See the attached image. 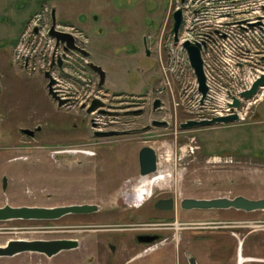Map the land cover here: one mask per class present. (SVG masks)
<instances>
[{"label":"rangeland","instance_id":"obj_1","mask_svg":"<svg viewBox=\"0 0 264 264\" xmlns=\"http://www.w3.org/2000/svg\"><path fill=\"white\" fill-rule=\"evenodd\" d=\"M171 1L0 0V73L3 74L0 79V207L87 204L99 209L91 215H68L55 221L0 222V246L15 239H75L79 245L75 250L63 251L51 258L22 253L0 258V264H112L111 261L104 263L102 256L96 258L97 248L103 247L108 253L107 243L133 245L132 236L94 230L120 227L117 224L121 222H146V208L165 196H173L177 205L176 219L172 220L176 223L175 229L165 231L171 238L162 247L163 252H153L127 264H188L189 257H194L198 264H233L230 247L234 241L221 243L214 242L213 238L206 242L209 233L215 237L214 234L222 232L213 230L216 227L227 230L222 232L225 237L235 234L231 239L237 245L244 244L245 257L255 259L244 264H264L260 262L264 261V211L179 208L184 198H264V90L260 91L261 99L256 104L244 105L241 111L244 118L237 123L181 130L179 123L197 115L196 102L189 87L183 89L188 86L189 76L171 73L177 66L163 49L162 93L158 94L161 109L155 114L148 111L143 117L130 118V129L149 124L151 118L168 122L167 127L151 128L152 135L160 136L157 141L148 142L157 150L159 173L165 179L152 186L150 197L142 195L144 200L139 207L140 204L136 205V190L140 187L139 183L136 185L137 152L144 145V135L131 131L107 140H84L72 148L90 150L94 146L91 143L107 141L112 156H107L106 151L98 158L91 154H60L64 146L70 149L67 139H63L75 135L71 119L83 114L72 113L74 116L67 117L64 108H58L47 94L43 76L28 75L11 61V41L25 30L29 15L39 12L44 3L50 8L54 3L56 22L75 26L87 38L89 60L105 71L110 97L113 93L128 95L136 88L139 89L134 94L138 96L142 84L150 86L145 87V101L149 102L156 93L150 81L147 85L145 73L155 61L154 57H145L143 40L149 46L163 31L164 39L168 37L171 17L167 13ZM72 77L73 81L82 80L79 86L75 85L80 95L93 94V77L84 66ZM83 80L87 86H83ZM66 83L72 82L67 79ZM185 91L190 95L193 114L186 112L189 97ZM37 126L41 131L33 137L19 131ZM3 178L6 179L4 189ZM126 181L129 183L124 184ZM131 186L136 187L134 191ZM126 211L131 215L127 219ZM129 256L126 254L124 259L115 256L120 259L116 264Z\"/></svg>","mask_w":264,"mask_h":264},{"label":"flooded vegetation","instance_id":"obj_2","mask_svg":"<svg viewBox=\"0 0 264 264\" xmlns=\"http://www.w3.org/2000/svg\"><path fill=\"white\" fill-rule=\"evenodd\" d=\"M188 0H172L169 4V8L170 10L168 11L167 14L170 15L171 17V25L169 27L168 30V37L164 39V31L161 34V36H159V38L155 41H152L149 43H147L146 46V39L144 38V48L143 51H145L146 58H151L154 57V61L155 64L153 66H151L149 68V70H146L145 73V77L147 79V85H148V81H150L151 85H154L152 87H154V91L156 93V95L149 100V102H146V91H145V87H150V86H143L142 84L139 85L140 87V93L138 96H135L134 93L137 92V90L139 88H136L135 92H131V93H113L112 97H110V93L109 90L106 86V82H107V76L105 71H103V69H101V67L91 63V61L89 60V56H90V52L88 50V41L87 38L83 35L82 31L81 34L84 36L85 42H82L81 44H76V41L74 40V45L82 50H85L89 55L88 57H84L82 54L78 53V52H74V51H64V44H59L58 46H56V41H55V51H57L59 49V46H62V56H63V61L61 58L57 59L56 61H52L49 69L51 71H54L53 69L55 67L58 68V76L57 78H54L51 75V71L47 70L45 72H49L50 75L52 76V79L55 81V84L52 86L53 90L57 93V95L60 97L61 100L65 101V103L61 106L58 107L57 102L54 101L50 96L51 100L54 102V104L62 109L64 108L65 112H66V116H74L72 113L75 114H83V117H74L71 120H73V122L71 123V120H69V123L73 124V130L75 133V135L69 136L67 138H64L63 141L65 139L66 143H69L70 145V149L69 147H65L59 151L60 154L62 155H70V154H83V155H92L94 158H98L99 155H102L101 153L105 151L107 152V156H112V150H111V146L109 145V143L107 141L104 142H93L91 144H93L94 146L91 147L92 149L90 150H80V149H72L75 146H79V144L84 141V140H99V139H110L113 137H117V136H122V135H127L129 134L128 132L131 131H137V133H139L140 135H144V137L142 136L143 143L144 145L138 150L137 152V165H138V174H139V179L136 183V185L141 181V177L145 176H140V169H139V161H138V155L140 150L143 147H150L154 150L155 156H156V171L147 176V177H151V176H156L159 173V156L157 153V150H155L151 145L148 144V142H152L153 140L157 141L158 140V135H152V130L151 128H157V127H167L168 126V122L167 121H163V120H157L155 118H151L149 120V124H145V125H141L140 127H136L134 129H130V118L136 117V118H140L143 117L144 114H146L148 111H150L151 114H155L157 113L162 106V100L160 99V97L158 96V94L162 93V82H163V78L162 75L164 73V68L162 66V52L163 49H166V53L169 56L171 62L175 63V65L177 67H174L173 69H171V73L175 74L178 72V75L181 76H189L188 78V86H185L183 88L184 90H187L186 87H189V89L191 90V94L192 91L196 90L197 91V83H196V79L194 76V73L190 67L189 61H188V57L186 55L185 50L182 48V43L186 42V41H180V36L181 33L183 32V27H184V23H185V6L187 5ZM43 7H47L49 10V31L50 28L52 26V18L55 15L53 8L48 7L47 4H43ZM52 9V10H51ZM42 10V9H41ZM40 10V11H41ZM177 10L181 11V17H182V22H181V26L179 28L178 31V41L174 42V36L171 33L172 28H173V13ZM39 11V12H40ZM38 12H35L34 14H32L29 19L27 20V26L28 23L30 22V20L32 19V17L37 14ZM55 19V16H54ZM58 23L55 20L54 23V30L57 31L55 29V25H57ZM62 25V24H60ZM165 25H166V21H165ZM27 26L25 28V30L19 35L18 38H16V40L11 41V46H12V51H11V61L13 63V65H16L18 67H21L28 75H32V74H37V75H41L44 78V73L45 72H40V71H36V72H31L27 69V66L22 63L21 61H17L14 59V47L17 43V41L19 40V38L25 33ZM67 26H72V25H67ZM165 30V28H164ZM37 29L33 30V33L37 34ZM59 32V31H57ZM63 33V32H60ZM67 34V33H65ZM48 36L49 32H48ZM54 39V38H53ZM55 40V39H54ZM164 41V44H162ZM189 42V41H187ZM190 43H194V42H190ZM198 44V43H197ZM202 46V45H200ZM178 49H180V53L178 52ZM202 49V47H201ZM168 51V52H167ZM201 53V52H200ZM133 54H135V51L133 52ZM165 54L163 53V56ZM179 55H185V57L187 58V63L182 65L179 62ZM61 62V65L58 66V62ZM90 65H94L99 67L103 73H104V78H103V82L101 83V77L99 72H95L94 70H92V68H90ZM85 67L87 71H89L92 75V84H93V94L88 97V96H83L80 95L76 86H79L80 82H82L81 78H76L77 80L73 81V73H75L76 71H80V69H82V67ZM203 71H204V75H205V70H204V66H203ZM142 73L144 74V71H142ZM80 74V73H79ZM3 77V74L0 73V79ZM70 80L72 83H66V80ZM46 80V90H47V83L48 80ZM84 84L83 86H87L88 83H86V80H83ZM182 81V79H181ZM169 84V83H167ZM186 83H184L183 85H185ZM205 84L207 86V79L205 76ZM76 85V86H75ZM208 88V86H207ZM0 92H1V84H0ZM198 92V91H197ZM48 94V92H47ZM186 97L188 98V107L189 109L186 111L189 114H193L194 110L190 109V104H191V98L190 95L188 93V91L186 92ZM199 94V93H198ZM260 94V90L257 92V94L253 97L256 98V96ZM200 95V94H199ZM207 95H208V91L206 94V98L207 99ZM201 99V96H200ZM96 100V108H94L93 110H91V112H88V109L91 107L92 102ZM204 100V101H205ZM158 101L157 105H154L155 102ZM258 102V101H257ZM256 102V103H257ZM255 103V104H256ZM204 104V102H203ZM201 105V104H200ZM176 106H178V103L176 104ZM252 106V105H251ZM243 103L241 102L240 107L235 110H241L243 109ZM195 111H196V116L195 117H188L186 118L183 122L179 123L178 127L180 128V124L185 123L188 120H192V121H201V120H211L212 118L216 117V116H210L208 110H206V108L204 107V105L202 107H200L199 109L195 106ZM233 113H235L233 111ZM238 116V115H237ZM122 121H119V120ZM241 120L238 116V121ZM79 122V123H77ZM155 123H161V122H166L167 124L165 126H161V124H154ZM237 123V122H236ZM215 125H225V124H215ZM214 126V125H212ZM212 126H208V127H212ZM40 127V126H37ZM80 127V129L78 128ZM200 128H206V127H200ZM35 129V128H34ZM33 129V130H34ZM181 129V128H180ZM193 129V128H192ZM22 130L24 129H20V133L24 136H27L26 134H24L22 132ZM30 130V129H28ZM77 130L79 131L77 133ZM182 130V129H181ZM40 131H41V127H40ZM39 132V131H38ZM70 132V131H69ZM68 132V133H69ZM108 132H116L115 135H111V136H98V133H108ZM37 132H35L36 134ZM34 134V135H35ZM72 134V133H71ZM91 136V138H90ZM28 137V136H27ZM3 181L6 183V179L3 178ZM129 183V181H126L124 184ZM6 185V184H5ZM135 185V186H136ZM135 186H131V190L134 191V188H136ZM166 194V193H165ZM168 199H172L173 200V209L171 210H166L164 208H156L155 205L159 200H168ZM144 200V199H143ZM143 204V203H142ZM140 204L139 207L142 205ZM149 206V203H148ZM176 202H175V198H173V196H165L162 198H158L157 200H155L154 202L151 203V208H146V213H144L145 216V220L146 222L143 223H138L136 222H121V224H117V226L120 227H109V228H113V229H103L99 228L96 229L94 231L96 232H114V233H118L117 235H130L132 236V242L133 245H128V246H121L118 243H115L116 245H112L110 243H107L106 247H108V253H105V249L102 247L101 249L97 248L96 250V258H99L100 256H102L104 258V263H108V261H111L112 264H116L117 261H119L120 259L115 258V256L123 258L125 257L126 254L130 255L128 259H126L123 263L121 264H127L129 262H134L135 260L141 259L145 256H147L148 254H152L153 252H163L164 248H162L163 246H165L167 244V242L169 241V239L171 238V236H167V233H165V231H169L172 229H175V225L176 223L172 220L176 219ZM137 207V208H139ZM163 207V206H162ZM180 208V206H179ZM208 211V210H207ZM98 212V211H97ZM94 214V213H92ZM91 215V214H88ZM124 217L127 219L128 217H130V211H126V213H124ZM112 226V225H110ZM213 230H218V231H227L225 230V228L222 227H216ZM221 233H216L214 234V236H210L211 234L209 233L208 239L206 240V242H211V240L214 238V242H221L223 243V241L225 240H229V241H234L233 246L230 247L231 250V256H230V260L233 259V264H244L246 262H250V261H255V259L250 257H245V251L243 249V243H240L237 245V243L235 242V240L231 239L233 237V235H231V238L225 237L224 234ZM154 238V240L150 243H146V242H139L138 239L139 238ZM234 238H236V236H234ZM75 240V239H74ZM78 242V241H77ZM79 246V245H78ZM78 248V247H77ZM76 248V249H77ZM75 250V249H72ZM69 251V250H68ZM157 254V253H156ZM156 254H154V256H156ZM239 254V255H238ZM158 255V254H157ZM159 256V255H158ZM106 258H110L109 260H105ZM190 258H193L196 262V259L194 257H189L187 259L188 264ZM124 259V258H123ZM214 262V261H213ZM262 263H264V261H260ZM120 264V263H119ZM177 264H179L177 262ZM196 264H198L196 262Z\"/></svg>","mask_w":264,"mask_h":264},{"label":"built area","instance_id":"obj_3","mask_svg":"<svg viewBox=\"0 0 264 264\" xmlns=\"http://www.w3.org/2000/svg\"><path fill=\"white\" fill-rule=\"evenodd\" d=\"M185 23L180 41L202 45L201 57L207 79L208 95L200 105V95L192 91L199 109L204 105L210 116L224 117L233 111L243 120L242 109L233 110L232 97L248 89L264 73V0H188ZM49 10L43 7L28 23L25 33L14 47V59L21 61L31 72H45L52 61L61 58L62 46L55 51V40L48 36ZM249 28L248 25L259 23ZM37 29V34L33 30ZM59 32L71 35L76 44L85 42L84 36L73 26L55 25ZM180 49L178 52L180 53ZM179 62L187 63L185 55ZM51 71L54 78L58 68ZM264 90V88H261ZM261 98L241 100L247 107Z\"/></svg>","mask_w":264,"mask_h":264},{"label":"water","instance_id":"obj_4","mask_svg":"<svg viewBox=\"0 0 264 264\" xmlns=\"http://www.w3.org/2000/svg\"><path fill=\"white\" fill-rule=\"evenodd\" d=\"M264 10V9H263ZM173 28L171 33L174 36V42L178 41V31L181 26L182 17L181 11L177 10L173 13ZM55 19L52 18V26L49 31L51 38L56 41V46L59 44H64V51H74L82 54L84 57H88V53L74 45L73 37L69 34L60 33L54 30ZM259 23L248 25L249 28L259 26ZM182 48L185 50L188 57L190 67L194 73L197 91L201 96L200 104L202 105L208 88L205 84V75L203 71V61L201 57V46L197 43L184 42L182 43ZM61 62H58V66ZM90 68L95 72H99L101 77V83L103 82L104 73L103 71L94 65H90ZM44 79L48 80L47 92L48 95L57 102L58 107H61L65 101L61 100L57 93L53 90L52 86L55 81L49 72L44 73ZM264 88V73L259 75L255 81L250 85V87L239 94V97H232V103L229 105L233 110L238 109L241 105V100H250L253 98L257 92ZM158 101L154 105H157ZM96 106V100L92 102L91 107L88 112H91ZM238 122V116L236 113L224 117H214L211 120H201L192 121L188 120L183 124H180L182 130H188L192 128L208 127L215 124H230ZM165 126L166 122L155 123ZM40 131V127H36L34 130L24 129L22 132L28 137H33L35 132ZM116 132L108 133H98V136H111L115 135ZM140 176H147L153 174L156 171V156L154 150L150 147H143L138 155ZM5 188V182L3 181V189ZM163 206V207H162ZM181 210H229L233 209L236 211H241L245 213H252L257 211H264V198L262 199H248L242 196H237L233 199L229 198H212V199H194V198H184L179 202ZM156 208H164L166 210L173 209V200H159ZM98 206L96 205H68V206H58V207H12L5 205L0 207V222L7 221H55L59 220L68 215H88L96 213L98 211ZM154 238H139V242L150 243ZM78 247L77 240L74 239H54V240H25V239H15L9 240L3 246H0V258L13 257L22 253H36L42 254L48 258H51L60 252L76 249ZM190 264H196L193 258L189 260Z\"/></svg>","mask_w":264,"mask_h":264},{"label":"bare ground","instance_id":"obj_5","mask_svg":"<svg viewBox=\"0 0 264 264\" xmlns=\"http://www.w3.org/2000/svg\"><path fill=\"white\" fill-rule=\"evenodd\" d=\"M151 175V174H150ZM149 176V175H147ZM141 177V181L139 182L140 187H138V189L136 190L138 192V197H137V204H140L142 201V195H146L147 197L151 196V188L153 185H157L159 184L161 181H164L165 177L163 175H160V173H158L156 176H151V177ZM136 196V195H135ZM135 198V197H133ZM135 200V199H133ZM239 255V254H238ZM241 264V262H240Z\"/></svg>","mask_w":264,"mask_h":264},{"label":"crops","instance_id":"obj_6","mask_svg":"<svg viewBox=\"0 0 264 264\" xmlns=\"http://www.w3.org/2000/svg\"><path fill=\"white\" fill-rule=\"evenodd\" d=\"M51 7L54 8V7H55V4L52 3V4H51ZM54 12H55V11H54ZM33 14H34V13H33ZM31 15H32V14H30L29 17H30ZM29 17L27 18V20L29 19ZM27 20H26V21H27Z\"/></svg>","mask_w":264,"mask_h":264}]
</instances>
